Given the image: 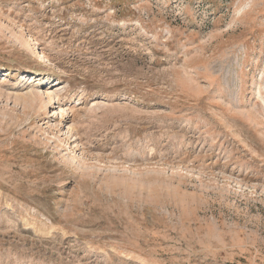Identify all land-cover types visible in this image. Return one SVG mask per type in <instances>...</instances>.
<instances>
[{"label":"rangeland","instance_id":"obj_1","mask_svg":"<svg viewBox=\"0 0 264 264\" xmlns=\"http://www.w3.org/2000/svg\"><path fill=\"white\" fill-rule=\"evenodd\" d=\"M0 264H264V0H0Z\"/></svg>","mask_w":264,"mask_h":264}]
</instances>
